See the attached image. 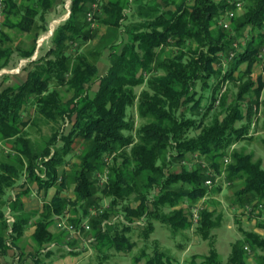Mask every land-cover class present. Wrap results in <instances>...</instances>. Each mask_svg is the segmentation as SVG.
<instances>
[{
  "label": "trees",
  "instance_id": "16d2710c",
  "mask_svg": "<svg viewBox=\"0 0 264 264\" xmlns=\"http://www.w3.org/2000/svg\"><path fill=\"white\" fill-rule=\"evenodd\" d=\"M239 1L245 3V10L240 16L232 17L226 29L215 26L216 17L235 10L232 0H71L69 17L54 29L50 38L52 46L46 51L44 62L38 64L43 56L28 61L32 68L21 83L0 89V141L14 150L12 155L0 148V258L6 257L8 251L13 255L11 260L0 259V264H51L47 261L51 252L46 248L63 237V232L54 233L50 226L69 201L56 196L44 203L38 219H34V244H19L33 216L23 209L21 194L29 189L25 187L26 190L15 193L14 200L9 199L8 192L24 172V181L35 182L37 192L45 193L55 185L64 186L67 178L73 180L81 215L68 221L79 228L87 218L89 206H100V197L94 196L93 178L102 175L107 167L104 194L109 196V205L90 218L88 230L89 236L94 237L90 246L103 259L108 257L110 249L130 252L136 246L130 233L135 228L147 240L154 232L155 221L173 232L190 229L191 207L181 202L191 204L207 194L206 186H202L206 175L200 167L191 171L181 166L172 168L170 161L184 160L187 153H198L218 169V161L221 158L223 161L228 146L240 137H247L245 127L236 126L242 120L239 103L248 93L259 95L261 88L254 87L247 78L239 85L236 101L227 107L226 115L222 119L215 116L206 119L218 84L232 78L239 62H246L248 73L260 59L264 0ZM131 2L135 4L130 15L133 19H128L126 10ZM54 3L55 0H25L18 4L15 0H5L1 11L3 26L30 32L34 25L36 32L27 45L22 43L15 48L4 45L7 36L0 32V70L7 67L14 51L22 59L33 56L39 34L48 29L45 15ZM87 3L99 4L103 17L93 18L107 26L106 35L99 40L107 36L114 40L107 45L109 66L103 76H99L96 64L84 51L73 59L67 51L72 44H85L93 37L87 20L90 10ZM247 28L251 35L244 44L239 42L237 49L233 44ZM122 34L126 35L125 39ZM116 37L120 39L115 40ZM231 53L234 55L230 56ZM50 55L54 58H47ZM228 57L233 58L235 65L223 73L215 63ZM220 77L223 79L218 81ZM94 81H98V87L90 95L87 85ZM136 86H142L138 93ZM62 87L64 93H69L67 97L60 91ZM196 87L210 89L211 103L204 109L199 103L203 93ZM246 101L249 102L246 116L250 117L253 100L250 97ZM257 103L255 100L254 105ZM134 104L140 118L148 120L138 127L135 135L131 134L133 123L128 120V107ZM24 111L29 115L36 111L54 124L67 123L69 127L66 131L61 127L56 129L43 151L33 153L25 131L28 122L22 119ZM59 141L61 144L52 152V146ZM73 153L78 158L74 170L59 175V167L67 164L66 157ZM231 159L228 178L242 180L234 201L242 206L251 205V212L258 213L264 208L262 162L242 151H234ZM8 204L16 218L10 237L15 253L6 245L4 209ZM118 211L128 223L120 219L107 223L112 219L110 213ZM138 220L144 224L134 225ZM220 224L221 216L215 217L213 211L202 209L195 231L209 239L210 230ZM240 230L245 242L232 244L226 261L219 258L210 241L204 264H246L251 250L257 254L256 264H264V236L251 229L240 227ZM145 247L132 255L134 264L143 257L144 264H167L162 260L165 253L157 246H152V255ZM67 252L77 253L71 249Z\"/></svg>",
  "mask_w": 264,
  "mask_h": 264
},
{
  "label": "rangeland",
  "instance_id": "374dc122",
  "mask_svg": "<svg viewBox=\"0 0 264 264\" xmlns=\"http://www.w3.org/2000/svg\"><path fill=\"white\" fill-rule=\"evenodd\" d=\"M16 3L20 4L23 3L25 0H15ZM235 0H232V2ZM189 3V1H188ZM241 3V2H240ZM63 2L59 6H55L53 10L48 11L45 15L46 22L50 21L52 18L64 16L65 9L64 6H62ZM242 8L241 11L238 13L236 12L235 15L240 16L244 10H245V3H241ZM135 4L131 2V5L126 10L128 19H133L130 15L134 11ZM101 13V11H100ZM225 12H222L216 17V23L215 26H220L219 21L223 18ZM99 20L95 18L94 25L92 27V34L93 37L87 42L86 46L85 44H78L76 43L75 47L69 46L67 48V51L71 54V58L78 54L79 52H83L86 54L88 59L95 63L98 69V74L100 76H103L106 73V70L109 66L108 60L106 57H101L102 52L104 49L107 48V45L111 43L113 40L112 37H106L104 40H99L98 38L101 35L100 31H102V27L99 25ZM39 20L36 18V23H38ZM40 24V22H39ZM50 24L53 25V22H50ZM230 25V22H229ZM230 27V26H229ZM228 29V28H226ZM250 29L243 30L242 36L238 38V42H234L233 46L237 49L239 48V42L242 44L245 43V39L248 38L251 35ZM227 31V30H225ZM0 32H3L7 37L4 39V45L10 46L12 48H15L16 45L26 43V45L29 42V38L33 33L36 32V28L33 25L30 32H24L17 28H8L6 26H3V14L0 16ZM47 35L46 32H41L39 34V39L36 41V48L35 53L31 58L26 59H19V56L17 54V51H14L11 59L7 65V67L0 70V89L8 86V85H15L18 83H21L23 81L28 73V71L32 68V65H28V60L30 61L32 58H36L39 56H43L42 60L38 62L42 63L44 62V57L46 56V51L52 46L51 39L45 38V40L42 39L44 36ZM102 35H106V32ZM122 38H126V35L122 34ZM115 40L120 39V37L114 38ZM114 41V40H113ZM38 44L39 47H38ZM95 45V46H92ZM243 46V45H242ZM92 51H95L92 53ZM91 52V53H90ZM167 53V52H166ZM104 54V53H103ZM234 55L233 53L230 54V56ZM101 57V58H100ZM50 59H53V55H50ZM235 63L233 62V58L228 59H221L220 63H215V67L222 68V72H226L228 67H233ZM246 62H239L236 65V69L234 70V73H232V80L225 79L222 80L223 77H220L217 79L221 82L218 84V92H214L216 95L214 97L215 100H212V107L209 108V116L206 117V119H210L211 117H218L219 119H222L227 111V107H230V105L234 104L236 99V93L239 90V85L241 82L246 80L247 78L251 79V81L254 83V87H261L259 95L248 93L246 94L245 99L241 100L239 103V111L242 116V120L237 122L236 126L245 127V135L247 137H240L236 140L233 144L228 146L224 153V157H228L229 162L224 163L222 161V158L218 161V169H216L214 166H212L211 162L206 160L204 156H200L198 153L191 154L187 153L185 154L184 160L179 161H170V165L173 167H183L187 171H191L195 167H200L203 171L202 174L204 176L207 174H214L216 177L222 176L221 179H214L213 182L214 185L211 188H206L207 190V196L204 198H199L195 202H192L191 204L188 203V201L181 202V205L187 206L190 205V207L199 205L202 207V209H208L209 211L214 212V216H221V224L215 227L214 229L210 230V238H202L199 233H197L196 225H193L190 227L189 230L186 231H177L173 232L171 229L166 227L165 224H161L158 221L154 222V232L150 234L149 238L147 240H144L142 236L140 235V230L135 228L132 233L133 240H135L136 246H133L132 250L128 253L124 252H116L114 249H110L108 252V257L103 260L102 262L96 263L97 259L101 260L103 259L100 254L97 253V250L92 249L91 252H89L87 255V264H116L117 262H120L119 264H132L131 256L132 254L136 253L137 251L141 250L143 247H145L146 252L149 253V255H152V246H157L159 249L168 252L170 255L177 258L179 261L180 259H183L185 257H188L194 253L195 256H192L193 262L195 264H204V256L207 255L209 252L210 241L213 243V247L217 251V253L220 255L219 258H221L223 261H226L228 259V256L231 252L232 244L234 243H244V236L242 234V230H240V227L244 230H254V229H261L264 228V208L258 213H252L249 211L251 209V205L244 204L243 206L241 204L236 203L235 200V192L238 191L242 186V180L234 179L230 180L227 175L228 167L233 162L232 153L234 151H242L245 153H251L253 155L254 159H259L262 162V167H264V108H263V101L264 100V58L259 59L256 61V63L253 64L250 72L246 73ZM222 73V75H223ZM210 84V82H209ZM88 86L89 94L92 95L95 90L98 87V81H94ZM142 87V86H141ZM141 87L136 86L134 89L138 93L141 89ZM197 88V87H196ZM198 89V88H197ZM199 92H202L203 97L201 98V104L202 109H204L209 103H211L210 95L208 97V93L210 91L209 87L208 89L200 90ZM60 91L64 93V88H60ZM67 97L69 93H64ZM197 95V94H196ZM252 98V104H253V111L250 117L247 115V105H249V102L246 101L247 98ZM224 99L225 103H222V100ZM217 100V102H216ZM258 101L257 105H254V101ZM30 105L28 106L29 110ZM128 120H131L133 123V131L131 134L135 135V131L138 129V127L143 124L145 121H148L147 119H141L138 111L136 109L135 104L131 107H128ZM22 119L26 120L28 122V126L26 127L25 131L28 136L29 140V146L31 149V152L40 154L45 145L46 141L51 137L53 132L56 129L63 128V131H66L69 127L67 123H64L63 126L61 124H54L52 121H48L47 119L43 118L40 114H38L36 111H34L31 115L27 114L26 111H24V114L22 115ZM61 127V128H60ZM59 144H61V141H59L58 144H54L51 148L52 152L57 149V146L59 147ZM2 147V148H1ZM0 148L4 150L3 153H14V150L9 148L8 145L4 144V142L0 143ZM7 149V150H6ZM7 151V152H6ZM13 155V154H12ZM68 160V163L64 166L59 167V175L62 172H70L74 170V165L78 162L77 153H73V155L66 157ZM108 164H111V159H106ZM120 162V160H118ZM116 162V163H118ZM104 172L107 176V167L104 168ZM24 172V171H23ZM26 179L25 172L22 174V176L17 179L15 186L12 188V190L15 193L22 192L32 187V190L36 189L35 182H26L24 181ZM206 179V178H205ZM94 180V189L95 194L94 196H99L101 199L100 206L94 207L89 206L88 210L91 209H107L109 205V196L108 194L105 195L104 190L106 188V181L100 180L99 175L96 174L93 178ZM107 180V178H106ZM216 180V181H215ZM227 181V182H225ZM24 182V183H23ZM23 183V184H22ZM74 185L72 179L66 180L64 186H58L55 185L53 189L49 190L48 192H45V201L50 202L53 197H61V198H67L69 201V204L64 207L62 210L61 215H55L54 220L56 218H63L70 221V218H77L81 215V210L77 207L80 203L74 193ZM202 186H204V181L202 182ZM28 191V192H29ZM12 193V192H11ZM10 194V192H8ZM47 195V196H46ZM131 201H133L131 199ZM44 205V204H43ZM247 206V207H246ZM43 209V206H42ZM89 216V213L87 214ZM91 218V217H90ZM90 218L88 219L87 223H89ZM110 218L114 219V223L117 221H120V218H124V215L121 212H111ZM120 219V220H119ZM106 221V219H104ZM84 221V220H83ZM53 223V222H52ZM90 224V223H89ZM52 225V224H51ZM61 231V230H60ZM65 233V231H63ZM65 234H67V232ZM188 244L187 248H183L185 245ZM67 247V246H66ZM64 247V249H66ZM92 247V246H91ZM250 248V247H249ZM57 247L54 248L56 250ZM63 249V250H64ZM67 251V250H66ZM78 252V251H75ZM248 252V251H246ZM252 252V250H251ZM73 256H79L72 255ZM74 258V257H73ZM96 259V260H95ZM186 261H189V257L185 258Z\"/></svg>",
  "mask_w": 264,
  "mask_h": 264
},
{
  "label": "crops",
  "instance_id": "0c3cea01",
  "mask_svg": "<svg viewBox=\"0 0 264 264\" xmlns=\"http://www.w3.org/2000/svg\"><path fill=\"white\" fill-rule=\"evenodd\" d=\"M102 1H106V0H102ZM62 2H63L62 6H64V9H65L64 16L52 18L47 23V25L49 26L50 22H53L52 26L54 27V29L60 23H62L65 19H67L69 17L70 12H71V9H70L71 8V1H70V4H69V7H68V5L66 4V0H55L54 5L49 9V11L53 10V8L55 6L61 5ZM87 5L90 8V10H93L94 15H100V17H103V14L100 13V11H101L100 8H98L99 4L87 3ZM92 5H95V6H94V8L91 9ZM171 7H173V6H171ZM239 11H241V9H238L236 12L238 13ZM1 15H2V12H1L0 16ZM98 22H100V20ZM94 25H96V23H94V18H93V22L89 24V27L91 28V31H92V27ZM99 25L102 27V31H100L101 35L99 36L98 41H99L100 37L103 36L102 34H104L107 31V26L104 23L100 22ZM86 44H85V46H86ZM75 46H76V43L71 45V47H75ZM92 46H95V45L92 44ZM108 55H109V49L106 48V49L103 50L101 57H103V56L106 57V59L108 60V64H109ZM19 59H22V58H19ZM27 186L28 185H26V187ZM32 187L30 188L29 192L21 194L22 195L24 211L33 214V216L29 219L28 223L25 226L24 234H23V236H22V238L20 240V243H19L20 245H23L24 243H28L30 245L34 244V242L32 240V234H33V232L35 230V224L33 222H34V219H38L39 213L42 211V206L46 202L45 201V193L43 192V190H41V192H37V190L36 191L34 189L32 190ZM53 188H54V186L48 188L46 192H48L49 190H51ZM11 192H13V190H10V194H11ZM10 194H8V195H10ZM50 230L52 232H54V233L63 232V230L60 231V230H58L55 227V221H53L52 225L50 226ZM254 231H256L259 234H261L262 236H264V228L254 229ZM62 236L64 238L63 237H62V239L60 238L58 240L59 242H53V243L50 244L48 249L50 250L51 253L48 256V260L47 261L51 262V264H87L88 263L87 262V260H88L87 256H89L87 254L92 251V249H91L92 247L87 242V239L89 237L88 231H82L80 235L68 234L67 233V234L62 235ZM66 246L70 247L71 250L78 251V252L77 253H68L67 252L68 250L66 251V249H67ZM55 247H57L56 250H54ZM64 247H66V249H64ZM187 247H188V244L185 245L183 248H187ZM163 252L165 253L166 256H164L162 260H164L167 264H195L193 262V259H192L193 257L192 256H195L196 253L188 256L189 257V261H186L187 259H185V258H188V257H185V258L180 259L178 261L176 257L170 255L168 252H166V251H163ZM77 254H79V256L81 258H79L78 256H73L74 258L71 257L72 255H77ZM0 259L1 260H5V259L11 260V259H13L12 252L8 251V255L6 257H1ZM105 259H101V260H99V259L96 260L95 259V260L97 261L96 263H99V262H102ZM131 259H132V256H131ZM256 260H257V254L256 253H254V252L253 253L252 252L247 253L246 264H256ZM132 261H133V259H132ZM144 262H145V258L143 257V258H141V260L137 264H144ZM119 263L120 262H117L116 264H119ZM91 264H93V263H91ZM132 264H134V263L132 262Z\"/></svg>",
  "mask_w": 264,
  "mask_h": 264
},
{
  "label": "built area",
  "instance_id": "2783aa9c",
  "mask_svg": "<svg viewBox=\"0 0 264 264\" xmlns=\"http://www.w3.org/2000/svg\"><path fill=\"white\" fill-rule=\"evenodd\" d=\"M70 1L71 0H66V4L68 5L69 7V4H70ZM4 2L5 0H0V14H1V11H2V8H3V5H4ZM241 1L239 0H235L234 1V5H235V10H230V11H227L225 12L223 18L219 21V24L222 25L223 27L225 28H228L229 27V22H230V19L232 17L235 16L236 14V11L238 9H241L242 8V4L240 3ZM95 5H92L91 9L94 8ZM93 16H94V13H93V10H89L88 13H87V20L92 23L93 22ZM53 31H54V27L52 26V24H50L48 26V29L45 31L47 35L44 36V38L42 39V42L43 40H45V38H51V36L53 35ZM40 44H38V47H39ZM258 57L260 59H263L264 58V40H263V45L262 47L260 48V51L258 53ZM1 143V141H0ZM47 159V158H46ZM223 162L224 163H228L229 162V159L228 157H224L223 158ZM41 176L43 177V174H41ZM99 178L100 180L103 181H106V174H100L99 175ZM221 179L222 181V176L221 177H216L214 174H207V177L206 179L204 180V185L206 186V188H211L213 187V179ZM227 182V181H225ZM15 192L13 191L11 193V196H10V200H14L15 199ZM207 196V194L204 196V198ZM247 207V206H246ZM202 210V207H200L199 205H195V206H192L190 208V211H189V220L191 221V226L197 224L200 220V211ZM252 210V206H251V209L249 211ZM102 212V209H91L89 210V216H87V218L81 223V227L77 228L75 227L72 223H70L68 220L66 219H63V218H56L55 220V227L58 229V230H63L65 232H67L68 234H76V235H80L82 231H88L90 229V225L89 223H87L88 219L92 216H96L98 213H101ZM15 215L11 209V206L8 204L6 206V208L4 209V220H5V224L7 225V228H6V234H7V239H6V245L11 248L14 253L16 251L15 247L12 245V241H11V234L13 233V229H12V225L13 223L15 222ZM122 221L128 223L126 220H124L123 218H120ZM114 221V219H109L107 220L106 222L107 223H112ZM144 224V221L143 220H138V221H135L134 222V225H143ZM94 240V237H92L91 235L88 237L87 239V242L89 244H91V242H93ZM246 249V251H249L248 247L245 246L244 247ZM48 249V247L46 248V250ZM71 248L67 246V249L66 250H70ZM15 259L18 258L17 254L14 255Z\"/></svg>",
  "mask_w": 264,
  "mask_h": 264
},
{
  "label": "bare ground",
  "instance_id": "6f19581e",
  "mask_svg": "<svg viewBox=\"0 0 264 264\" xmlns=\"http://www.w3.org/2000/svg\"><path fill=\"white\" fill-rule=\"evenodd\" d=\"M263 40H264V37H263ZM210 174H211V173H210ZM213 181H214V179H213ZM215 181H216V180H215ZM214 183H215V182H213V185H214Z\"/></svg>",
  "mask_w": 264,
  "mask_h": 264
}]
</instances>
